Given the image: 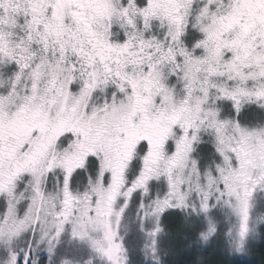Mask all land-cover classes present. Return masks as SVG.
Instances as JSON below:
<instances>
[{
  "label": "snow or ice",
  "instance_id": "snow-or-ice-1",
  "mask_svg": "<svg viewBox=\"0 0 264 264\" xmlns=\"http://www.w3.org/2000/svg\"><path fill=\"white\" fill-rule=\"evenodd\" d=\"M257 244L264 0H0V264Z\"/></svg>",
  "mask_w": 264,
  "mask_h": 264
},
{
  "label": "rangeland",
  "instance_id": "rangeland-1",
  "mask_svg": "<svg viewBox=\"0 0 264 264\" xmlns=\"http://www.w3.org/2000/svg\"><path fill=\"white\" fill-rule=\"evenodd\" d=\"M262 244H257L255 246L254 249V254H250V255H230L231 257L234 258H238V259H242V260H249L251 258H253L256 253L258 252L260 246ZM264 245V244H263ZM224 251L221 247L219 246H213L210 248H206L205 252H204V260H205V264H219V261L221 260L222 256H224ZM174 260L178 261L181 258L179 257H174Z\"/></svg>",
  "mask_w": 264,
  "mask_h": 264
},
{
  "label": "trees",
  "instance_id": "trees-1",
  "mask_svg": "<svg viewBox=\"0 0 264 264\" xmlns=\"http://www.w3.org/2000/svg\"><path fill=\"white\" fill-rule=\"evenodd\" d=\"M219 264H264V245L262 244L256 255L249 260H242L224 254L219 261Z\"/></svg>",
  "mask_w": 264,
  "mask_h": 264
}]
</instances>
